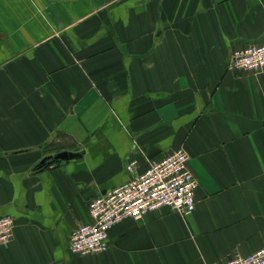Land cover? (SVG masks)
I'll list each match as a JSON object with an SVG mask.
<instances>
[{"label": "crops", "instance_id": "1", "mask_svg": "<svg viewBox=\"0 0 264 264\" xmlns=\"http://www.w3.org/2000/svg\"><path fill=\"white\" fill-rule=\"evenodd\" d=\"M264 0H0V264H216L264 248V70L230 68ZM188 155L187 217L125 219L69 254L93 198ZM60 152L79 157L34 169Z\"/></svg>", "mask_w": 264, "mask_h": 264}, {"label": "built area", "instance_id": "2", "mask_svg": "<svg viewBox=\"0 0 264 264\" xmlns=\"http://www.w3.org/2000/svg\"><path fill=\"white\" fill-rule=\"evenodd\" d=\"M230 68L255 74L264 70V40L236 50ZM130 179L90 202V222L76 227L69 236L68 251L74 255L106 252L109 231L125 219L140 220L147 213L167 207L187 217L195 209L197 181L188 167V155L178 149L158 160H149L142 174L137 173V162L126 166ZM14 220L0 217V245L13 238ZM216 264H264V248Z\"/></svg>", "mask_w": 264, "mask_h": 264}, {"label": "water", "instance_id": "3", "mask_svg": "<svg viewBox=\"0 0 264 264\" xmlns=\"http://www.w3.org/2000/svg\"><path fill=\"white\" fill-rule=\"evenodd\" d=\"M264 40V35L256 41V43L260 42ZM79 157V154L77 153H73V152H60V153H56L52 156H47L45 158H43L42 160H39L40 162L37 163V165L35 166L34 169H39L49 163L52 162H63V161H69V160H73Z\"/></svg>", "mask_w": 264, "mask_h": 264}]
</instances>
